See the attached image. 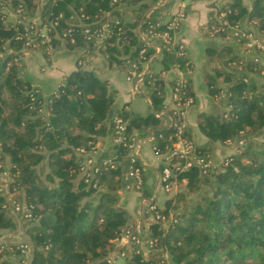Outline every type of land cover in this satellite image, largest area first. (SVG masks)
<instances>
[{
	"label": "trees",
	"instance_id": "trees-1",
	"mask_svg": "<svg viewBox=\"0 0 264 264\" xmlns=\"http://www.w3.org/2000/svg\"><path fill=\"white\" fill-rule=\"evenodd\" d=\"M0 2L19 8L17 16L7 20L0 10V169L7 160L10 196L31 214L24 220L30 264H110L105 259L107 252L113 248L112 240L120 235L129 216L125 208L116 205L115 193L122 185L121 174L130 163L128 149L111 140L108 149L96 153L97 170L86 175L80 173L82 157L76 148L93 147L106 133L115 89L106 79L77 63L75 69L43 95L22 77L18 67L20 49L32 30L31 20L25 22L21 18L33 13L37 1ZM165 3L43 0L39 19L47 23L51 45L80 47L82 53L96 50L109 66L126 69L127 62L136 60L141 48L146 55L153 52V47L137 31H161L165 27L164 16L171 14H167ZM220 10H225L230 23L236 24L245 13L248 19L258 22L257 31L264 32L262 0H251L249 8L241 0H222L216 12ZM214 14L210 10L201 25L203 35L209 34L216 21ZM50 21L55 29L48 25ZM80 22L92 27L107 22L110 33L99 41L86 39L80 32L83 25ZM66 28H72V35L64 40L53 35L55 30ZM152 39L159 42L158 36ZM205 53L207 63L211 64L201 69L206 93L213 98L222 91L221 105L227 108L198 111L195 119L199 131L210 141H222L237 136L240 130L251 133L263 126L264 81L249 72L258 74L264 67L257 60L239 54L226 41L218 47H207ZM157 59L162 71L170 67L185 69L189 62L179 52L177 43L168 48L161 45ZM219 76L223 86L219 85ZM177 80L172 78L168 84L171 88L182 86L184 92L179 93L180 97L193 95L189 76L181 84ZM140 93L149 99L150 110L146 114L129 110L125 105L116 109V113L126 121L127 133L138 137L151 134L153 151L163 153L171 145L175 128L162 121L164 114H154L161 108L171 111L163 102L164 79L159 71L143 72ZM111 124L109 119L110 127ZM181 135L190 139L187 128ZM202 148L195 145L200 153ZM106 158L114 159L113 167L102 163ZM161 167L162 164L157 165V172ZM145 176L144 171L139 194L153 202ZM170 180L183 182L188 191L200 184H208L209 188L192 200L185 199L182 190L168 195L163 205L156 207L163 218L169 208L181 200L184 204L171 219L166 218V224L161 223L163 218L148 223L145 234L155 239L157 254L143 256L131 251L125 264H264V140L258 146L246 142L209 171L203 172L194 165L172 170ZM4 203L0 192V231L15 226ZM14 253L22 258L19 248ZM0 264L15 263L2 258Z\"/></svg>",
	"mask_w": 264,
	"mask_h": 264
},
{
	"label": "rangeland",
	"instance_id": "rangeland-1",
	"mask_svg": "<svg viewBox=\"0 0 264 264\" xmlns=\"http://www.w3.org/2000/svg\"><path fill=\"white\" fill-rule=\"evenodd\" d=\"M38 1V5L37 7L34 9L33 13L31 15H27L24 17L23 21H28L31 20L34 23H37L39 25H41L40 19H39V9L40 6L43 2V0H36ZM172 0H157V2H160L161 4L165 3L169 6V2H171ZM222 0H209L208 1V8L210 10H212V13L214 12L215 14V19H217L220 22H224L225 27H223L222 29L224 30V34H228L227 36L221 35L220 33H217L216 36H221V40H224L226 42H229V44L232 45V47L234 48L235 51H237L239 54L247 57V58H253L255 60L258 61L259 65H262V67H264V47L263 45H261V41H264V32H259L257 31V21L256 19H248L246 14H242V16L238 19V23H230V21L228 20V18L226 17V13L225 10H220L218 12H216V9L219 7L220 2ZM241 2L243 4H245L246 8H249L250 6V2L251 0H241ZM262 2H264V0H262ZM166 6V8H167ZM180 9H182V15L179 19V24L177 26V29L174 30L173 32V41L177 44H179V46L183 49L185 56L189 57L186 53V48H185V43L184 41L178 39L177 37V31L179 30L180 27V23L185 15V11H184V6L182 4H177V6L175 7V9L169 13H176L177 11H179ZM3 11H5L6 9H2ZM11 13L9 11H7L6 14V18L7 19H11ZM224 16V18H223ZM165 18H163V20H165L166 18H168L167 15L164 16ZM207 18V17H206ZM248 30V32H244V30ZM237 30V31H236ZM201 31V30H200ZM236 31L237 35H234L235 37H232L233 33ZM39 32L42 35L41 37L45 36V28L43 26V24L39 27ZM207 36H211L210 34H207ZM148 38V36H147ZM45 39V38H44ZM36 41V39L34 40ZM150 41H154L151 38H149V42ZM157 42V41H156ZM258 42V45H257ZM65 47V46H64ZM63 44H58L57 46L51 45L50 47H47V45L45 44V46H42L41 44H34L31 46H22L21 47V55H19V59H18V67L20 72H24L25 69L27 68L28 70H30V72L32 73V79L33 78H38L40 80H42V85H37L40 86L39 90L41 91V93L43 95H46L47 92L45 89L50 87V85H53V80L50 78V76L52 78H54L56 75H51L50 73H48L49 71H54L56 72V49L57 48H64ZM74 50H77V52H81V48L79 47L78 49L76 48H72ZM92 52H94L93 50L90 51L88 54H93ZM95 53H98L95 50ZM47 54V55H45ZM87 54V53H86ZM100 54V53H99ZM151 54V53H150ZM146 58V60H142L138 63V70L145 68L146 70H148V68H146V63L148 64L149 60H151V58H153V55H150ZM189 62L187 64V67H185V69H179L177 68L176 70L178 71V75L176 76L177 78L180 79H185L187 76H189V83H191L190 81V77H191V72H192V61L190 58ZM106 60V59H105ZM191 65V66H190ZM211 65L210 63H206L203 64L202 67L204 68H208V66ZM82 67H85L87 69H90L91 71H93V73L95 74L96 70L94 71L92 68H90L88 65H82ZM112 66V65H110ZM116 66V65H114ZM118 68H120L119 66H116ZM175 68V67H174ZM122 69V68H121ZM127 67L126 69H123L124 71V77L126 80L130 81L131 83V93L133 94L134 92L137 91H142V83L139 86V88L135 91V88H137L136 86H134V76H130V77H126V73L127 72ZM131 70V69H130ZM129 70V71H130ZM141 71V70H140ZM162 73V72H161ZM21 74V73H20ZM200 74H201V78L203 81V76L200 70ZM249 74L255 78H257V80H261L264 81V68H262L259 71V75L256 74V72H249ZM96 75V74H95ZM97 76V75H96ZM120 76L122 77V79H124L123 74L120 73ZM160 76L163 78L162 74H160ZM24 77V76H23ZM100 78V76H98ZM104 79V78H101ZM218 79H220V84L222 85V81H221V76L218 77ZM142 80V78H141ZM56 81V80H55ZM34 82L30 81V84L32 86H36L33 84ZM203 83V82H202ZM36 84V83H35ZM204 84V83H203ZM56 83L52 86L55 87ZM205 86V85H204ZM51 87V88H52ZM164 93H163V102H165L164 104L166 105L165 107H169V108H174V117L172 116V118H174L175 120L178 119V117H182L181 122L184 124V128H186V112L187 109L191 106L195 104V100L193 95L187 97L188 98V102L184 101H174L173 98H171V94H173L172 92V88L170 86H164ZM50 88V89H51ZM190 89L192 91V88L190 86ZM46 93V94H45ZM167 98V101H165V99ZM211 98V97H210ZM212 101L216 102V104H218L216 110H223L226 109L227 107L221 105V102L224 100V93L222 91H220L218 94H216L213 98H211ZM203 107H206L205 105ZM157 111V110H156ZM181 111V113H180ZM170 114V113H169ZM169 116L164 117V121H168ZM185 137V136H184ZM190 140L193 142V144L197 145L194 141V139L190 136ZM264 140V125L261 126L260 128L256 129L254 132L251 133H246L245 130H240L238 132L237 136H233V137H227L225 139H223L222 141H216L218 145H209V142H212L210 140L207 139L208 143H205V146L203 145L201 151L202 153H204V155H206L210 160L213 161L214 164H216V166L221 165L222 163V159L228 155L231 154L233 152H236L238 150L241 149V147H243V145L250 141L252 143V145H257L259 143H261ZM207 144V145H206ZM97 150H95L96 152ZM140 151V150H139ZM91 155L93 156V150L90 152ZM80 155L82 158L85 157L87 155L86 153L83 154H78ZM83 162V159L81 161V163ZM163 162V160H162ZM1 166V165H0ZM146 166V165H145ZM1 168V167H0ZM5 165H3V169H5ZM145 168V167H144ZM143 168V169H144ZM2 170V169H0ZM144 171V170H143ZM80 173H78L79 176ZM10 178H7V181L10 180ZM6 183L4 184V189L2 192L3 197L5 198V207L10 211L13 212L14 216L16 214V212L18 213L17 215L20 217V212L16 211L12 208V205L9 202V198L11 197V193L8 190V184ZM173 181V180H172ZM125 180L121 179V184L117 189H115V193H116V197H117V202L116 205L121 204L123 208H125L123 206V204L121 202L122 201V192L123 191H130V190H136V189H132L129 188L127 186H125L124 184ZM7 184V186H6ZM174 185V186H173ZM173 186V187H172ZM209 186L208 184H200L196 189L190 190L188 191L187 188L184 186L183 182H174L171 185V188L169 191L173 190L172 192H164L166 195V197L168 195H171L175 190H182L184 192V197L185 199L188 200H192L195 197L198 196V194L203 193L204 191L208 190ZM6 190H8L6 192ZM118 191H122L117 193ZM162 190V189H161ZM139 191V190H136ZM120 193H122L120 195ZM207 194H209V191L206 192ZM6 195L8 196L6 198ZM130 196V195H129ZM165 197V196H164ZM165 197V198H166ZM127 199V198H126ZM130 200V199H129ZM18 201V200H17ZM133 201H135V203L138 201L137 198H135ZM20 202V201H18ZM154 202V201H153ZM163 201L156 204L157 206H162L163 205ZM184 204V202H182V200L180 202H178L175 207L173 206L172 208L168 209V213L167 216L165 218H163L161 220L162 224H166L167 222V217L168 219L172 218V215H174L175 213H177L179 211V209H181V206ZM149 200L143 198L142 199V206L139 208V213L141 214V217L144 218L147 222H144L142 220H140V222H138V224L136 225H132L130 223H128V219H127V223L126 226L124 228H122V231L120 233V235L118 237H116L115 239L112 240L113 242V248L110 249L107 252L106 255V261L107 263L110 264H125L127 257L129 256L131 251L134 252H141V255L143 256H150V254H157L155 253L158 249V247L155 246H149L147 243V239L148 238H143L142 236H145V233L148 231V223L151 221H155L153 219V217H151V212L148 211V207L149 206ZM137 205L135 206V214H137ZM126 210V208H125ZM127 211V210H126ZM128 212V211H127ZM129 218V216H128ZM13 219V218H12ZM22 220H26L25 218H23ZM14 225L16 223V220H13ZM18 223V221H17ZM145 224L147 225V227H145ZM19 225V223H18ZM25 226V224H24ZM14 227H6L5 230H10ZM18 229L21 228V226L19 225L17 227ZM23 228V227H22ZM131 232L138 234V236L142 237V239L139 240V242H135L133 239L130 241V238L127 236L129 235ZM21 235V233H20ZM10 240H15L13 242H11ZM121 240L123 243H118ZM146 240V241H145ZM21 241H19V239H12L11 237H9L7 234H2L0 233V248L2 251V256L1 259L3 258V256H7V257H11V259L13 260H9L15 264H18V258H20V254H9L6 253L7 251L11 250L13 252L16 251L15 246L11 247L9 244L10 243H14L17 244ZM11 247V248H10ZM18 249V248H17ZM5 251V252H4ZM26 251V250H25ZM152 252V253H151ZM165 252V251H164ZM26 252L22 253L25 254ZM21 255V256H22ZM163 256L167 257L166 253H163ZM86 264H91L90 262H87Z\"/></svg>",
	"mask_w": 264,
	"mask_h": 264
},
{
	"label": "crops",
	"instance_id": "crops-1",
	"mask_svg": "<svg viewBox=\"0 0 264 264\" xmlns=\"http://www.w3.org/2000/svg\"><path fill=\"white\" fill-rule=\"evenodd\" d=\"M157 1V0H156ZM208 1L209 0H172L164 5L167 14L175 9L177 4H182L184 6L185 15L180 23L179 30L177 31L178 39L184 41L186 53L189 56L188 58L192 61V72L190 77V86L192 88L193 97L195 100V104L191 105L186 112V128L188 129L190 136L194 139L195 143L198 146H205V143H208L207 138L199 131L197 124H196V113L198 111H214L216 110L218 104L212 101L210 96L206 93L205 86L202 83V78L200 74V70L202 69L203 64L207 63L205 49L207 47H218L224 40H221L220 36H207L203 35L201 30V25H203L209 15L210 9L208 8ZM38 4V1H37ZM158 5H163L160 2H157ZM245 5V4H244ZM167 6V8H166ZM250 6V5H249ZM207 17V18H206ZM165 18V17H164ZM229 43V42H227ZM64 47V46H63ZM89 53V52H88ZM86 54L82 53V51L77 52L74 49L64 48H57L56 49V72L49 71L51 75H56L54 78L50 76L53 80V85L58 83L62 77L68 73L69 71L75 69L77 63L80 65H88L94 71L96 70L95 74L100 76V78H104L107 80L108 85L115 89V94L113 101L108 110V118L106 120V133L99 137L94 143V150L99 152L100 150H106L111 145V127L109 125V119H111L112 115L116 113V109L125 105L129 110H134L140 114H146L150 110V103L147 95L144 93H140L141 91L131 93V83L130 81L126 80L124 77V71L121 68H118L112 64L109 66L105 58L99 54L92 52L93 54ZM158 56H155L149 60L148 64L146 63V68L150 69L151 71H159L162 74L164 79V86H169L168 82L172 78H175L178 74V71L174 67H170L166 70H160L161 64L158 61ZM144 70H146L144 68ZM162 72V73H161ZM22 77L29 82H34V85H42V80L36 78L32 79V73L27 68L22 73L20 72ZM120 73L123 74L124 79L120 76ZM56 80V81H55ZM36 83V84H35ZM52 85V86H53ZM46 88V91H50L53 87ZM140 86V85H139ZM40 86H37L39 89ZM52 87V88H51ZM51 88V89H50ZM165 88V87H164ZM48 91V92H49ZM47 92V93H48ZM46 94V93H45ZM167 101V98L165 99ZM165 103V102H164ZM166 104V103H165ZM167 105V104H166ZM206 107H203V106ZM164 119V117H162ZM162 119L163 122H165ZM136 130L134 129L133 132ZM209 145H218L216 141H212L208 143ZM207 145V144H206ZM139 154L141 158L146 162V166L144 171L146 172L145 183L147 184L148 188L152 192L151 199L154 201L155 204H158L164 201L166 195H164V191L161 190L158 181H157V165L162 163L163 155L162 153H155L151 147V142L146 138V136L142 137ZM5 169L0 170V192H3L4 184L7 181V178H10V173L8 170V162L7 160L4 161ZM143 171V172H144ZM9 180L7 181L8 184ZM6 184V186H7ZM174 186V185H173ZM172 186V187H173ZM8 190H6L7 192ZM173 190L169 191L172 192ZM122 192L118 191L117 193ZM123 193V194H122ZM120 193L122 194V201L123 206L126 208L129 214L128 223L132 225H137L140 220L147 222L144 218L141 217L139 213V208L142 206V199L143 197L140 196L139 191L130 190V191H123ZM130 195V196H129ZM165 196V197H164ZM8 196L6 195V198ZM127 198V199H126ZM137 198V202L133 201ZM130 199V200H129ZM137 207V214H135V206ZM118 206L122 207L121 204ZM160 206V205H159ZM10 212V211H9ZM16 212L15 216L13 212H10L11 217L13 220H16L15 228L10 230H5V228L1 229L0 233L7 234L12 239H19V241L27 242L26 253L22 255V258H18V264H30V244L27 241V236L25 234V226L23 218L17 215ZM21 226L20 229L17 227ZM23 227V228H22ZM145 227L147 225L145 224ZM21 233V235H20ZM11 242L15 240H10ZM118 243H123L121 240H118ZM5 252V251H4ZM6 253L9 254H16L13 251L9 250ZM3 258L7 260H12L11 257L3 256ZM13 261V260H12Z\"/></svg>",
	"mask_w": 264,
	"mask_h": 264
},
{
	"label": "built area",
	"instance_id": "built-area-1",
	"mask_svg": "<svg viewBox=\"0 0 264 264\" xmlns=\"http://www.w3.org/2000/svg\"><path fill=\"white\" fill-rule=\"evenodd\" d=\"M2 9H6L3 11ZM0 10L5 14H7V11L11 13L12 19H14L17 15V12H19V8H12L7 3L0 2ZM182 9L177 11L176 13H172L163 20L165 22V27L161 31H155L152 32L150 30L144 32V31H137L138 35L145 40V42L153 47V52L150 55H153V57L158 56L160 53V46H165V48L170 47L173 43H175L172 39L174 30L177 29V26L179 24V19L182 15ZM24 19V16L21 18ZM19 19V20H21ZM27 21V20H26ZM25 21V22H26ZM114 22H117V19L114 20ZM81 23V22H80ZM43 24L45 28V36L41 37L42 35L39 32V27ZM54 23L52 21L49 22V26L53 27ZM83 23H81L82 25ZM29 25L32 27V30L30 31V36L27 35L26 40L24 41L25 46H31L36 43H45L47 47H50V36L48 35V27L47 23L43 22L41 25L34 23L33 21L29 22ZM39 25V26H38ZM55 27V25H54ZM53 27V29H55ZM225 27L224 22H220L216 19L214 23H212L211 28L209 30L210 35H214L213 33H220L224 36H227L228 34H224V30L222 29ZM110 26L107 22L101 23L99 26H89L88 24H83L80 32L82 33L83 37L86 39H93L95 41H99L103 38H105L110 33ZM72 28H66L63 30H55L53 35L61 40H64L66 36L72 35L71 34ZM137 30V28H136ZM61 31V32H60ZM237 31V30H236ZM236 31L232 32L233 35H237ZM244 32H248L244 30ZM216 33V34H217ZM34 34L35 36H32ZM36 36H39V40L37 41ZM148 36V38H147ZM152 36H158L159 42H149V38ZM45 38V39H44ZM36 39V41H34ZM69 40L72 41L73 37H69ZM258 45V42H257ZM261 45L264 47V41H261ZM179 52H183V49L179 46ZM144 49L141 48L139 50V54L137 56L136 60H131L127 62V72L126 77L134 76V86L135 91L139 88V85L142 83V75L145 71L144 68L138 70V63L142 60H146V58L149 55L144 54ZM176 68V67H175ZM131 69V70H130ZM177 69V68H176ZM130 70V71H129ZM185 81L184 79L178 78L177 83H183ZM182 86H173L172 87V93L171 98H173L174 101H184L188 102V98L190 95H186L183 97H180L181 95L179 93L184 92L181 90ZM170 113V114H169ZM174 108H171L170 112H166L165 108H161L154 112L156 116L160 114H164V117L169 116L168 121H165L167 124H172L175 128L172 137L173 140L171 141V145L168 147L166 151L162 153L163 155V162L161 169L157 172V181L160 186V188L164 192H168L171 188V185L173 183L172 180H170V176L172 174V170H181L184 168H187L189 166H196L203 172L209 171L216 167V164L213 163L212 160H210L206 155L200 153L199 151L195 150V144L190 139H187L186 137H183L181 135L182 130L184 129V124L181 122L182 117H178V119L172 118L174 117ZM181 113V111H180ZM172 114V116H171ZM111 132H112V138L111 140L115 143H121L125 148L128 149L127 151V157L129 160V165L127 169L121 174V178L125 180L124 184L125 186L139 190L142 183H143V168L146 165V162L141 158L139 154L140 144L142 137L134 136L132 134L127 133L126 131V121L117 113L112 115L111 118ZM146 138L150 141L153 136L151 134H147ZM152 147V146H151ZM94 146L90 147L88 149L78 147L76 148L78 154H83L87 152V155L83 157V162L80 166V173L82 174H93L97 170V164H96V153L94 150ZM153 149V147H152ZM93 150V156L91 155V151ZM114 159L113 158H106L102 161L103 164H108L109 166H114ZM9 202L12 205V208L16 211L20 212V215L22 218L28 219L30 217V211L26 208H21L20 204L17 201H14L11 197L9 198ZM148 211L151 212V217L156 220L162 219V215L159 214L156 210L157 205L154 202H149ZM130 238V241L133 239L135 242H139L140 239L148 238L147 243L148 245L154 246L155 245V239L146 237L143 235L142 237L138 236V234L131 232L129 235H127ZM146 241V240H145ZM16 248H19L21 253H24L27 247V244L25 242L18 243L15 246ZM11 248V247H10ZM2 256V251L0 248V259Z\"/></svg>",
	"mask_w": 264,
	"mask_h": 264
}]
</instances>
